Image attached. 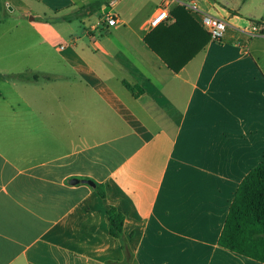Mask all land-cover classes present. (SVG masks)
<instances>
[{"label": "crops", "instance_id": "crops-1", "mask_svg": "<svg viewBox=\"0 0 264 264\" xmlns=\"http://www.w3.org/2000/svg\"><path fill=\"white\" fill-rule=\"evenodd\" d=\"M25 1L44 8L32 47L0 52L27 56L0 67V264H264L218 244L264 160V34L246 32L264 0H174L228 23L178 72L144 42L164 0ZM60 13L81 37L42 19Z\"/></svg>", "mask_w": 264, "mask_h": 264}, {"label": "trees", "instance_id": "trees-1", "mask_svg": "<svg viewBox=\"0 0 264 264\" xmlns=\"http://www.w3.org/2000/svg\"><path fill=\"white\" fill-rule=\"evenodd\" d=\"M174 22L153 28L144 42L174 72H178L210 41L185 6L171 11ZM22 77V75H18ZM134 96L142 94L137 85L123 81ZM122 216L109 211V234L117 237L122 231ZM218 244L236 254L264 263V160L244 177L230 204Z\"/></svg>", "mask_w": 264, "mask_h": 264}, {"label": "rangeland", "instance_id": "rangeland-1", "mask_svg": "<svg viewBox=\"0 0 264 264\" xmlns=\"http://www.w3.org/2000/svg\"><path fill=\"white\" fill-rule=\"evenodd\" d=\"M5 1V0H0ZM10 1V6L14 9L13 12H10L8 7L6 9L0 8V52H10V51H22L28 47H32L33 38L27 36V33H34V31L29 30L28 21L33 15H40L41 11H44L42 5L38 4L36 1L26 2L22 0V2H18V0H8ZM16 1V2H15ZM27 15L25 17L24 15ZM64 13H60L57 17H50L47 15L46 19L48 21H56L58 18H63ZM50 17V18H49ZM70 18V17H69ZM57 26H60L62 29V40H66V36H74L81 37L84 33L83 28L79 24L77 20H72L71 22L60 21ZM38 40V38H37ZM68 47L72 48L73 45H69ZM67 47V48H68ZM39 48V47H38ZM53 49H59L58 46H53ZM26 56V55H25ZM27 59L20 54L19 57H5L0 59V67H4L12 63L14 59ZM43 82V81H41Z\"/></svg>", "mask_w": 264, "mask_h": 264}, {"label": "built area", "instance_id": "built-area-1", "mask_svg": "<svg viewBox=\"0 0 264 264\" xmlns=\"http://www.w3.org/2000/svg\"><path fill=\"white\" fill-rule=\"evenodd\" d=\"M115 0L110 2V5L114 4ZM174 0H164L163 3L158 6L148 21V26L153 29L158 25L167 21L171 16V11L173 9ZM191 10H197L194 5L188 6ZM102 23L107 28L114 27L118 23L117 17L108 13L104 17ZM202 27L206 31V33L210 36V39L215 42L221 41L223 38L226 29L228 27V23L225 19L220 18L215 15L205 14L202 18ZM249 36H256L264 34V21L261 20H252L249 22L247 27V31ZM63 46H61L62 48Z\"/></svg>", "mask_w": 264, "mask_h": 264}, {"label": "water", "instance_id": "water-1", "mask_svg": "<svg viewBox=\"0 0 264 264\" xmlns=\"http://www.w3.org/2000/svg\"><path fill=\"white\" fill-rule=\"evenodd\" d=\"M31 19H32V18H31ZM78 182H79V180H73V181H72L73 184H76V183H78ZM82 182L85 183V184H88V185H90V186H92V187L95 186V183L92 182V181H90V180H82Z\"/></svg>", "mask_w": 264, "mask_h": 264}]
</instances>
